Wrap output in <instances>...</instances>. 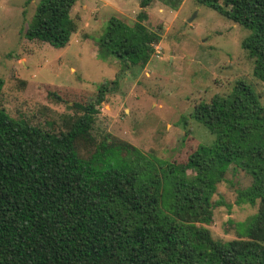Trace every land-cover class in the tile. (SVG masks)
<instances>
[{
	"label": "trees",
	"instance_id": "obj_1",
	"mask_svg": "<svg viewBox=\"0 0 264 264\" xmlns=\"http://www.w3.org/2000/svg\"><path fill=\"white\" fill-rule=\"evenodd\" d=\"M199 1L250 30L243 47L264 82V0ZM76 2L41 0L26 37L68 45L79 28ZM151 3L141 0L133 24L111 18L101 50L145 67L161 41L145 24ZM3 84L0 77V94ZM111 90L103 83L75 102L76 119L59 133L0 107V264H264V105L253 86L240 79L195 106L193 118L215 140L181 164L150 161L110 135L97 140L99 106ZM231 164L253 179L240 198L260 206L239 224V238L223 241L208 224Z\"/></svg>",
	"mask_w": 264,
	"mask_h": 264
},
{
	"label": "rangeland",
	"instance_id": "obj_2",
	"mask_svg": "<svg viewBox=\"0 0 264 264\" xmlns=\"http://www.w3.org/2000/svg\"><path fill=\"white\" fill-rule=\"evenodd\" d=\"M40 1L0 0V107L14 118L66 131L79 112L72 105L108 83L112 90L99 106L93 129L97 140L110 135L132 143L150 161L181 164L200 143L215 140L193 118L198 103L228 94L244 79L264 105V82L254 75V59L243 47L250 30L212 6L199 0H152L145 24L161 41L142 67L101 50L111 18L133 24L141 0H77L72 16L79 28L59 48L25 35ZM252 181L242 167L229 166L213 196L219 205L208 227L215 239L239 238V224L257 213L259 200L250 204L240 198Z\"/></svg>",
	"mask_w": 264,
	"mask_h": 264
}]
</instances>
